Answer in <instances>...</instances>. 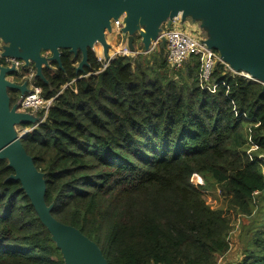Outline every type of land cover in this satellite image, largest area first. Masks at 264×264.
Instances as JSON below:
<instances>
[{
	"label": "trees",
	"instance_id": "obj_1",
	"mask_svg": "<svg viewBox=\"0 0 264 264\" xmlns=\"http://www.w3.org/2000/svg\"><path fill=\"white\" fill-rule=\"evenodd\" d=\"M165 54L160 44L155 64L137 54L103 67L88 51L76 73L81 55L61 51L60 66L34 82L53 101L22 145L44 175L45 203L108 264H217L230 213L251 216L264 193L263 86L220 63L205 83L200 56L174 70ZM7 164L0 160V264H64ZM206 176L227 210L206 205L193 183ZM237 264H264V224Z\"/></svg>",
	"mask_w": 264,
	"mask_h": 264
},
{
	"label": "water",
	"instance_id": "obj_2",
	"mask_svg": "<svg viewBox=\"0 0 264 264\" xmlns=\"http://www.w3.org/2000/svg\"><path fill=\"white\" fill-rule=\"evenodd\" d=\"M119 18L130 52L136 53L138 39L145 54L158 42L164 47L165 40H158L162 26L169 28L177 19L181 24L201 21L200 27L210 33L202 42L206 48L216 52L229 70L262 85L264 91V0H0V59L22 61L25 67L32 64L35 78L42 80L43 68L50 63L60 66L61 51L74 58L81 55L76 73L88 66V51L95 53L96 45L110 63L115 58L109 56L106 36ZM14 71L0 66V160L13 171L8 180L20 183L64 264H108L96 243L57 221L52 206L45 203L44 175L22 145L28 133L19 135L16 130H33L38 119L10 104L9 92L30 94L26 83L8 81Z\"/></svg>",
	"mask_w": 264,
	"mask_h": 264
},
{
	"label": "built area",
	"instance_id": "obj_3",
	"mask_svg": "<svg viewBox=\"0 0 264 264\" xmlns=\"http://www.w3.org/2000/svg\"><path fill=\"white\" fill-rule=\"evenodd\" d=\"M121 28L122 18H119L117 21H112V34L125 37V35L121 33ZM160 38H163L165 40V60L167 64L174 70L181 69L191 57L200 56L202 62L201 78L205 83L209 82L214 66L217 63L222 64L219 60L218 54L214 51L208 50L202 43L203 41L198 38V35H192L190 31H187L186 28L183 27V24H181L178 19L173 21L171 27H164V29L161 30L158 40H160ZM157 44H154L153 46ZM134 54L136 55L138 54V52H130L125 42V45L121 48H118L113 55H110V58L113 59L117 57V55L128 57ZM97 58L100 62L103 60L102 55L97 56ZM107 65L108 62L104 60L103 67H106ZM0 66L13 67L15 69L13 74L17 73V75L15 76H18V74L23 73L24 63L12 58H3L0 59ZM224 66L227 68L228 72L240 77V75L235 74L234 72L229 70L226 65ZM28 72L35 73L34 69H29ZM32 86V88L29 87L28 89L30 94L19 96L15 104L19 107L18 112L28 113L33 116H37L38 111L40 110L41 112H43V116L39 118L37 124L34 126L35 128L45 121L48 109L50 108L53 99H44L41 95L40 88L35 86L34 84ZM54 98H56V96ZM16 130L19 135L24 132H27L29 134L32 131V128L17 127ZM195 179L196 178L193 179V183ZM194 184L196 185V183Z\"/></svg>",
	"mask_w": 264,
	"mask_h": 264
},
{
	"label": "rangeland",
	"instance_id": "obj_4",
	"mask_svg": "<svg viewBox=\"0 0 264 264\" xmlns=\"http://www.w3.org/2000/svg\"><path fill=\"white\" fill-rule=\"evenodd\" d=\"M200 24H202V22L199 20L196 22H191L190 20H187L183 24V27L186 28L187 31H190L192 35H198V38L204 41L206 38L210 36V33L209 30L202 29L200 27ZM161 29L163 30L164 26H162ZM114 37L117 40H119L118 35L115 34ZM107 38L108 41H110L112 39V34L107 35L106 40ZM134 45L138 54L144 55L145 59L150 61V63L155 64L158 61L160 43L153 46L150 52L147 54L144 53L140 41L138 39L135 40ZM1 47H2V43L0 42V48ZM95 51L97 52L100 51L99 45H96ZM43 55L45 56L47 55V53H43ZM136 55L134 54L128 57L133 58ZM117 57H123V56L117 55ZM101 63L104 64V59L101 61ZM29 73L30 72L25 73V75L23 76L10 75L8 77V81L16 84L26 83L28 84V88L29 87L32 88L33 87L32 85L35 82V73H30V75ZM18 96L19 94L17 93L16 95L15 94L13 95L14 98H17ZM42 116H43V112H41L40 110L38 111L37 116L34 117H37V119L39 120V118H41ZM263 156L264 155H260L259 159H263L264 158ZM194 183H196V185L198 186L199 191L202 194V197L205 200L207 206H209L211 209L214 210L217 209H222L223 211L227 210L225 201L221 196V190L210 176H206L204 180L198 177L194 180ZM229 218L231 222L230 223L231 230L228 237L229 249L224 255L218 257L217 264H237L243 259L244 249L247 243L250 241L253 228H256L261 225L263 226L264 224V193L263 195L255 196V207L251 216H242L238 213L231 212Z\"/></svg>",
	"mask_w": 264,
	"mask_h": 264
},
{
	"label": "crops",
	"instance_id": "obj_5",
	"mask_svg": "<svg viewBox=\"0 0 264 264\" xmlns=\"http://www.w3.org/2000/svg\"><path fill=\"white\" fill-rule=\"evenodd\" d=\"M115 34H112V39L110 41H108V38H107V42H109V45H110V49H109V56L110 55H113L115 53V51L118 49V48H121L125 45V42H126V37L124 36H118L119 40H117L115 37H114ZM96 55L97 56H101L102 55V50L100 48V51H95Z\"/></svg>",
	"mask_w": 264,
	"mask_h": 264
},
{
	"label": "flooded vegetation",
	"instance_id": "obj_6",
	"mask_svg": "<svg viewBox=\"0 0 264 264\" xmlns=\"http://www.w3.org/2000/svg\"><path fill=\"white\" fill-rule=\"evenodd\" d=\"M46 57H49V54L47 53V55H45ZM53 63H50L49 64V68H50V66L52 65ZM29 69H34V67H33V65L32 64H29L28 66H24V68H23V73H20V74H18V75H25V73H27L28 71H29ZM44 69V68H43ZM34 71H35V69H34ZM35 73H36V71H35ZM13 75H17V73H15V74H13ZM36 79V78H35ZM26 86H27V88H28V84H26ZM29 89V88H28ZM18 94V93H17ZM19 97V96H18Z\"/></svg>",
	"mask_w": 264,
	"mask_h": 264
}]
</instances>
